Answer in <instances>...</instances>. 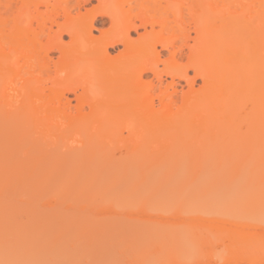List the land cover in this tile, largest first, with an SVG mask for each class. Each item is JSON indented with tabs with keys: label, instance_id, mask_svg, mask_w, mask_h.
Returning <instances> with one entry per match:
<instances>
[{
	"label": "bare ground",
	"instance_id": "6f19581e",
	"mask_svg": "<svg viewBox=\"0 0 264 264\" xmlns=\"http://www.w3.org/2000/svg\"><path fill=\"white\" fill-rule=\"evenodd\" d=\"M77 1L81 0H75L76 9L83 6L84 2L87 3L85 0L82 4ZM122 1L119 2L121 7L117 8L118 15H121L117 23H121L122 20L123 31L118 24L120 32L113 30L105 36L103 33L105 31H102L105 37L100 36L99 39L96 38L97 41L91 36L95 26L93 18L98 14L100 17L110 15L112 18L109 16L106 18H110V22L113 19L114 25H110L116 28L115 20L118 19L114 20L115 15L111 9L103 8L104 11L99 10L101 13L97 10L98 13L84 14L86 19L83 15L82 18L78 17L77 14L81 13L79 10L76 14L77 19L66 15L69 17L68 19L66 17L68 24L62 25L58 39L56 37L58 34H55L59 43H56L59 45L56 48L60 49L59 52L65 59L60 71H64L65 75L62 72L59 73L64 75L62 77L57 75L49 78L44 76L49 56L47 58V51L42 49L41 31H34L30 22L26 25L22 23L26 8L24 0H0V186H11L12 189L13 185L18 186L25 178L33 181L38 177L41 183L47 182V186L50 181L62 185V187L59 185V190L55 192L56 198H59V193L63 195L64 191L67 196L69 188L78 187L80 190L74 196H79L81 190L82 192L85 190L82 187L89 188L90 191L85 192L92 191L91 194L93 190L90 188H94L95 192L102 187L101 191L105 192L103 196H106L102 197L107 198L111 194L110 200L114 199L112 192L115 188V191L119 189L115 197L122 201L131 199L139 202V199H142L143 203L150 202L149 199L152 198H166V201L186 199L205 205L207 190L202 163V140L225 136L227 139L242 137V140L249 137L264 138V0H191L192 6L186 7L194 13L188 15L193 18L189 17L190 23L192 21L195 23H192L195 35L189 37L188 34L185 37L187 40L192 38L193 44L189 45L188 41H185L187 44L185 42L183 44L189 50V55L186 54L189 56L188 65L184 64V67L177 65L175 68L178 71L172 73L175 77L184 79L188 88L180 92L179 104L175 100L176 96L178 98L175 89L170 94L163 90L169 97L162 96L163 92L161 95L157 94L156 99L159 101L157 107L155 96L151 92L153 84L151 81L144 82L142 76L148 70L157 76V71H152L155 66H150L147 58L160 61V53L154 45L159 44L163 50H169L171 44L173 47L172 40L176 39V35H173L174 28L179 25H176L173 19H167V14L174 12L176 20L183 4L177 0L171 1L172 5L175 3L179 5L176 14V10L174 11L176 8L168 1L169 5L165 6V10L168 9L169 12H163L164 17L154 16L153 18L157 19H151L150 23H148L150 19L141 23L142 27L146 24L150 27L152 25V28L155 24L161 25L163 30L161 29L158 36L153 38H156L153 42H149L152 41L151 38L147 41L144 36L142 40L139 37L137 41H141L140 44L129 37V30L132 28L134 29L132 31L136 32L140 24H133L135 20L129 16L130 7L127 11L122 8L124 2L128 0ZM133 1V5L135 2L137 5V1ZM148 1L149 4L156 3V0ZM143 2L145 0H140V5L138 4L142 7H139L140 12L148 3L145 2L146 5L142 6ZM38 4H34L37 14ZM149 4L148 9L144 7L145 13L147 10L150 11ZM48 5L45 4L46 7ZM66 10L63 9L62 17ZM140 12H136V15L143 16V13L139 14ZM160 14L162 13L159 12ZM88 16L90 19L87 20ZM135 17L141 19L139 16ZM129 18L132 20L130 24ZM80 19H84L83 22ZM158 19H161V22ZM170 21H174V26L170 24L173 31L169 32L171 36L167 34L169 37L166 39V33L164 32V36L162 32L164 25L165 29L168 28ZM182 25L180 26L183 27ZM180 26L178 34L186 25L182 29ZM63 33L72 40L68 47L61 43ZM181 34L183 38L187 33ZM177 38L179 39V35ZM115 44H122L124 50L120 51L121 55L118 53L117 57L111 58L107 48L110 46L114 48ZM61 59L64 60L62 57ZM86 62H89L90 67L93 64V68H96L92 69V72L97 71L98 75L94 73L96 76L93 79L99 78L97 79L99 83L96 80V88H93L98 90L99 94L88 87L92 84L91 80L87 84L79 77L82 81L75 82L77 76H83L81 72V75L75 73L79 68L78 63L84 64L82 68L84 69ZM180 68H183L182 71ZM190 69L194 73L191 78L188 74ZM196 78H199L202 84L199 89L194 90L192 79L195 82ZM157 80L160 81V78ZM47 81L51 83L49 87L46 85ZM173 84L172 80L169 86ZM72 86H75V89L77 86H80V90L84 89L81 92L83 96L80 94L82 97H76L80 98V102L76 99L78 104L74 111L70 109L71 104L64 101L67 97L63 98L64 92L73 91L74 95L77 94ZM86 105L89 109L87 112L83 109ZM119 128L128 129L129 135L125 140L119 139L122 133L118 135ZM24 132L29 135L32 142L39 141V156L30 162L28 169H31V165L33 167L27 177L23 175L26 176L23 159L29 154L20 148L16 149L18 145L15 144L17 137ZM116 146L117 149L123 147L125 150V155H122L120 160L112 158L111 152L112 150L114 152ZM33 154L34 152L31 156ZM45 159H48V162ZM78 188H75L76 192ZM14 189L12 193L15 192ZM110 189L113 191L107 193L111 191ZM69 194L72 200L73 192ZM180 201L176 202L179 204ZM202 206L201 208L205 207ZM240 229L241 226L232 228L231 232L228 229L233 236L230 237L232 239L235 237L239 243H250V247L246 250L236 247L239 252L235 258L246 260L247 264H260V259L252 246L260 238Z\"/></svg>",
	"mask_w": 264,
	"mask_h": 264
},
{
	"label": "rangeland",
	"instance_id": "374dc122",
	"mask_svg": "<svg viewBox=\"0 0 264 264\" xmlns=\"http://www.w3.org/2000/svg\"><path fill=\"white\" fill-rule=\"evenodd\" d=\"M81 1L77 2L82 4L84 1ZM85 1H87L86 4L84 2L83 6L81 5L79 9L78 7L76 9V5L74 4L77 3H75V0H24L26 8L24 9L25 14L22 18V23L26 25L30 22L31 28L34 31H41L40 42L42 49L47 51V58L49 56V60H46L45 77L51 78L57 75L62 77L63 74L65 75L64 71H62L64 72L63 74H59L62 73L60 70L65 59L59 52L60 49L58 50L56 48L59 46H57V44H59L57 39L63 28L62 25L64 24V26H66L68 24L67 19L69 17L76 18L78 10L81 12L77 14L80 18L81 15L84 16V14L87 13L92 14L97 12V10L99 11L103 8L107 10L108 8L111 9L112 13L114 12V20L115 18L118 19L115 20L117 25L116 28H114V26H112L114 25L112 24L113 19H111L110 22V18H106L108 16L111 17L110 15H104L105 17L102 14L101 17L99 14L95 15L94 17L96 18H93L95 26L91 34V36L95 38V41H97L96 38L99 39L98 37L100 36L105 37V34L112 33L113 30L114 32H120L122 28L123 31V26L121 25L122 20L121 23H117V21H120L121 17V15L119 16L117 13V8L120 6L119 2L122 0H101L100 2L99 0ZM129 1H131V3H128ZM136 1L137 5L136 2L134 3L136 8L133 5V0L125 1V4L123 3L124 5H122V8L126 9V11L130 7L129 12L131 11V15L129 16H131L130 18L133 19V21L135 20L133 24H140L137 29L134 27L137 30L136 32H133L134 29L132 28L129 30V37L131 36L130 38L132 40L137 41L140 39L139 37H141L142 40V36H144V38H147V41L151 38L152 41L149 40V42H153L156 39L153 38L158 36L157 34H159L161 29L163 30L162 26L155 24L152 28V25L150 27V25L146 24L143 28L141 23L148 19H150V21L148 20V23H150L151 19L155 20L158 17H164L165 14L163 12H169L168 9L165 10V6L169 5L167 2L169 1L172 5L173 0H156V3L153 2L154 4H151V2L149 4V1L145 0V2L148 3L146 5V3L143 2L142 6L146 5V7H144L148 9V4L151 5L149 6L151 7L149 8L150 11L147 10L148 12L146 11V13L144 7L141 9L142 12H140V0ZM177 1L183 4V7H181L180 4L183 11L180 10V12H182L177 14L179 5L177 3L172 5L176 8L174 11L176 10L175 13L177 12L176 14L178 16L175 15L177 16L175 20L173 16L174 12H172V14L171 12L167 14V19H173L175 22L170 21L166 29L164 25L162 34L164 35V32L166 33V36L164 35L166 39L169 37H167V34L171 36V31H173L171 26H174V23L179 26L181 24H183V27L186 26L183 31H179V34L177 31L179 26H175L176 29L172 27L174 28L173 33L175 34L173 35H176V39L172 40L174 41L173 47H171V44L168 48L169 50H163L159 44L154 45L160 53V61L153 60L152 58L148 59V56V61L146 60L150 66H155L152 71H157L156 75L160 78L161 83H158L160 82L157 80L158 77L153 75L154 73L148 72L149 70L144 72L142 76L144 82L151 81L153 84L151 92H153L155 96L156 107L159 106L156 95H161L163 90H167L170 94L172 90L175 89L178 98L176 94L174 96H176L175 100L178 103L180 102V92L186 91L188 88V84L185 83L184 79H179L172 73H176V71H178L176 70L178 66L181 65L180 67H182L189 61L187 59L189 57L187 56L189 55L188 47L186 46V48L183 44L185 41H188L189 45L193 42L192 38L190 40L188 38L187 40L185 37H187L188 34L190 35L189 37H194L195 35L193 28V24L195 23H193V21V24L190 23L192 17L188 15V13H194L186 7L192 6L191 0ZM177 1L174 0V2ZM36 3H39L37 8L39 11L38 14L34 10V4ZM46 3L47 5L49 4L48 7L45 6ZM65 8L67 10L63 18L61 15ZM171 10L173 11V9ZM138 11L141 15L143 13V16L136 15ZM119 12L121 13V11ZM159 12L162 14L159 15ZM99 13H101V11H99ZM133 14L134 17L139 16L141 19H138V17L134 19V17H132ZM72 15L74 16L71 17ZM154 16L157 18H153ZM65 19L66 21H64ZM88 19H90V16L87 17V20ZM82 20L81 22H83ZM180 20L182 21L181 23L179 22ZM158 21L161 22V19H158ZM130 22H132V20L129 21V24ZM118 24L121 26L120 30L118 29ZM183 27L180 26V29ZM186 28L188 32H186ZM169 29L171 30L169 31ZM102 31H105L103 32L105 36L102 35ZM56 33L58 34L56 35V37L58 36L57 39L55 38ZM181 33H187L183 35L184 39ZM65 34L66 33L61 34V43L68 47L69 42L72 40ZM177 35H179V39ZM134 41L133 43H135ZM140 42L137 41V43ZM185 43L187 44V42ZM123 47L122 44H115L114 48L113 46L108 47L107 49L109 50H107V52L108 54L110 53L109 55H111V58H115V56L117 57V55L121 53L120 51L124 50ZM61 57L64 59L63 61ZM85 61L87 60L85 59ZM172 61L174 62L172 63ZM82 63L84 62L82 61ZM78 64L77 67H79L80 70L77 68V72L75 71V73L80 74L81 72L83 76L76 75L77 78L75 82H77V80L82 81L79 77L83 78V82L87 84H89L91 80L92 84H89L88 87H90V90L92 88L95 93H98V90L96 91L95 89V85L99 78L93 79V77L98 74L96 73L97 71L92 72V69L94 70L96 68H93V64L91 68L90 65H88L89 62L85 66L86 69H82L84 64ZM174 68L175 70H173ZM87 69L88 71H86ZM89 71L92 73H89ZM169 72H171V74H169ZM89 74L92 76H89ZM188 74L191 78L194 73L190 69L188 70ZM89 77H91V79ZM172 80L174 84L169 86ZM192 82L194 90L199 89L202 84L199 78H196L195 82L192 79ZM81 84L83 85V83ZM46 85L49 87L51 83L47 81ZM73 88L75 89V86ZM76 88V95L73 94V91L68 92L69 94L64 92L65 95L63 98L65 99L67 97L69 101L67 99L63 100L69 105L71 104V111L76 109L78 104L77 100L80 102V98L77 99L76 97L83 96L81 92L84 89L82 88L83 90H80V86ZM101 88L99 91H101ZM163 93L162 96L169 97V94ZM83 109L85 112L89 110L87 105L83 106ZM119 130L120 132H117L118 135L122 132L119 139L125 140L129 135L128 129L119 128ZM233 138L227 139V136H225L202 140V163L204 166V178L206 180L205 186L207 190V195L205 193V205H202L205 207L198 204L199 202H191V200L187 201L186 199H171V202L170 199L166 201V198H152L149 199L150 202L144 201L143 203H141L143 201L142 199H139V202L132 201L131 199H128L129 201L123 199L122 201L115 197L119 190L116 189L115 191V188L113 189L114 191L110 189L111 191L107 192L111 193L113 191V200H110L112 199L111 194H108L109 196L107 198H103L106 196H103L105 192L101 191L102 187L100 189L97 187L99 190H95V192L98 191L95 195H93V193H95L94 188H90L93 190L91 194L92 191L90 193L85 192V190L89 188L82 187V189H85L83 190L85 193L81 190V193L79 192V197L77 195L74 196V194H77L78 190H80L78 187H75L76 185L74 187L78 188L77 192L75 188H72L74 191H72L73 194H71V197H75H73L72 200L68 196L69 193H72V189L70 188L69 190L67 189L69 200L65 195L66 191L62 192V194L64 193L63 195L59 193V198H56L55 192H57L59 190L58 188L60 186L62 187V185L56 183V181H50L48 183L49 186H47V182L41 183L38 177L33 181H28L27 178H25L18 186L13 185L12 189L17 187L15 188L16 190H13L15 191L13 193L10 188L11 186H0V264H247L246 260H237L235 258V255L239 252L236 247L242 250L249 249L250 247V243H239L234 239L235 237L233 238L234 240L232 239L233 236L230 232L232 228L236 229L237 226H241L240 230L244 229L243 232L254 234V236L260 238V240L255 241L252 246L260 259L259 263L264 264V138L262 137L263 140L261 137H249L244 138V140L241 139L242 137L239 139L238 137ZM259 138L261 141H259ZM229 139L232 141H229ZM17 142L15 143L18 145L16 149L20 148L22 151H26L29 154L23 159L25 166L24 173H26V176L25 174L23 175L27 177L28 172L30 173L33 167V165H31V169H28L30 168L29 164L33 162V159H35L39 153V141L32 142L29 139V135L24 132L21 136L17 137ZM14 146L15 145H12V147ZM117 146L114 152L113 150L111 152L114 156H112V158L120 160L121 156L125 155V150L123 147H118L117 149ZM33 152L34 154L31 156ZM50 157L48 159H50ZM114 159L112 161H114ZM5 160L7 161L8 159ZM47 160L45 159L46 162H48ZM117 160L116 162H118ZM64 187L68 188L67 185H64ZM7 188L9 189L7 190ZM64 195L66 198H64ZM100 197H102V199ZM115 199H118V201H115ZM179 200L181 201L178 204L176 201ZM177 205H179V207ZM201 206L203 208H201ZM239 228L240 227H238V229ZM228 229H230V232ZM238 232L242 233L240 231ZM236 234H238L237 230Z\"/></svg>",
	"mask_w": 264,
	"mask_h": 264
}]
</instances>
